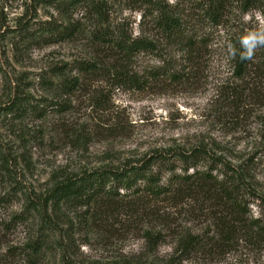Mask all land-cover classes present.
<instances>
[{"label": "rangeland", "instance_id": "rangeland-1", "mask_svg": "<svg viewBox=\"0 0 264 264\" xmlns=\"http://www.w3.org/2000/svg\"><path fill=\"white\" fill-rule=\"evenodd\" d=\"M112 1L113 24H128L133 37L143 33L144 37L156 38L148 7L133 1ZM161 1L198 12V0ZM37 3L0 0V145L7 158V163L0 162V194H13L16 180L27 192H42L51 185L55 172L119 165L139 159L148 149L175 142L190 145L197 138L217 142L227 159L237 165L255 156L259 164L257 187L264 191V150L257 145L256 119L249 113L242 115L246 127L238 129L229 124L232 118L219 115L220 105L216 103L221 86L233 79L230 38L235 32L256 29L264 23V0L262 12L253 9L243 13L238 2L225 25H200L203 27L197 33L202 43L192 61L177 53L175 47L162 46L133 60L132 72L140 86L120 83L104 72L93 77L82 74L80 90L69 97L61 96V83L78 77L74 64L81 57L83 43L54 42V37L49 43L48 35L37 38L42 35L40 22L51 16L65 18L47 2ZM143 13L147 16L141 19ZM160 67L186 75L179 81L170 76L150 77ZM59 101L69 105V112L51 110L40 117L43 108ZM21 195H10L11 202L1 208L0 219L23 209ZM251 209L255 215L260 211L254 205ZM64 210L74 222L71 235L76 245L62 253L47 254L40 264H111L146 254L144 241L128 217L111 216L109 223L116 230L111 235L94 226L80 228L74 210ZM24 234L22 227L8 232V238L2 240L0 231V264H25L23 255L8 253V247L22 242ZM86 239L88 243H84ZM171 253L173 245L166 243L158 256L167 258ZM220 264H264V251L257 253L244 245L223 257Z\"/></svg>", "mask_w": 264, "mask_h": 264}, {"label": "trees", "instance_id": "trees-1", "mask_svg": "<svg viewBox=\"0 0 264 264\" xmlns=\"http://www.w3.org/2000/svg\"><path fill=\"white\" fill-rule=\"evenodd\" d=\"M124 1L149 8L146 10L152 16L156 38L144 37L143 33L133 37L128 24H113L112 0H38V5L47 2L65 18L51 16L40 22L42 35L37 38L48 35L49 43L52 37L54 42L83 43L81 57L74 64L78 77L61 83V96L69 97L80 90L82 74L93 77L104 72L120 83L140 86L131 65L138 54L171 46L192 61L202 43L200 29L208 23L225 25L235 3L241 4L243 13L253 9L262 12V0H198V12L161 0ZM246 32L242 29L230 38L238 51V39ZM238 51L235 57L231 55L233 79L220 88L218 113L222 118H232L229 124L238 129L246 127L242 115L249 113L259 126L258 148L264 150V46L257 47L248 61H241ZM161 68L150 77L170 76L179 81L186 75L184 71ZM68 106L62 101L48 105L40 117L51 110L67 113ZM227 158L217 142L197 138L190 145L175 142L148 149L139 159L119 165L55 172L51 185L42 192H27L16 180L13 194H0V211L11 202L10 195L21 194L23 209L0 219L2 240L8 238V232L23 227V241L8 247V253L23 255L25 264H40L47 254L62 253L76 245L71 235L74 222L65 212L67 208L74 210L80 228L94 226L111 235L116 231L109 223L112 215L130 219V226L144 241L146 254L111 264H220L223 257L244 245L262 253L264 191L257 187L259 164L255 156L239 165ZM0 162L7 163L1 145ZM252 205L260 209L257 215ZM166 243L173 245V253L159 257V248Z\"/></svg>", "mask_w": 264, "mask_h": 264}, {"label": "clouds", "instance_id": "clouds-1", "mask_svg": "<svg viewBox=\"0 0 264 264\" xmlns=\"http://www.w3.org/2000/svg\"><path fill=\"white\" fill-rule=\"evenodd\" d=\"M247 18V14H245ZM240 44L239 51L235 48V45H229L230 54L235 57L237 51L241 61L251 60L254 56L255 49L257 47L264 46V23H261L260 26L254 30H250L242 35L238 39Z\"/></svg>", "mask_w": 264, "mask_h": 264}]
</instances>
